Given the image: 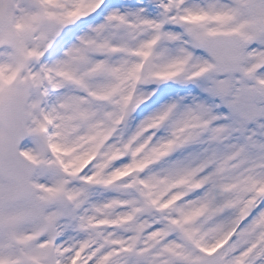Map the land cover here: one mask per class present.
Instances as JSON below:
<instances>
[{"label": "snow or ice", "instance_id": "6c2138e0", "mask_svg": "<svg viewBox=\"0 0 264 264\" xmlns=\"http://www.w3.org/2000/svg\"><path fill=\"white\" fill-rule=\"evenodd\" d=\"M0 264H264V0H0Z\"/></svg>", "mask_w": 264, "mask_h": 264}]
</instances>
